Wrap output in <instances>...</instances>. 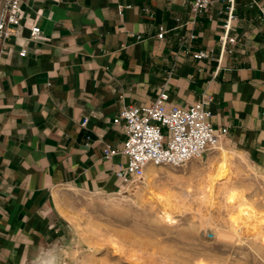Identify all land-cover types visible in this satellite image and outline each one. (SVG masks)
<instances>
[{"label": "crops", "instance_id": "0c3cea01", "mask_svg": "<svg viewBox=\"0 0 264 264\" xmlns=\"http://www.w3.org/2000/svg\"><path fill=\"white\" fill-rule=\"evenodd\" d=\"M191 1L23 0L0 41V264L56 263L75 239L59 201L117 190L114 119L162 91L168 106L208 99L220 143L264 172V0H236L223 47L225 1Z\"/></svg>", "mask_w": 264, "mask_h": 264}, {"label": "rangeland", "instance_id": "374dc122", "mask_svg": "<svg viewBox=\"0 0 264 264\" xmlns=\"http://www.w3.org/2000/svg\"><path fill=\"white\" fill-rule=\"evenodd\" d=\"M217 151L182 166H156L153 175L145 172L122 190L67 193L58 208L72 223L75 239L55 264H264V241L254 246L221 234L226 225L220 194L201 206L189 196L195 180L191 168L211 174L207 160ZM228 166L232 180L223 177L216 189L228 182L256 215L248 218L238 203L230 210L245 226L261 223L264 230V172L235 154Z\"/></svg>", "mask_w": 264, "mask_h": 264}, {"label": "built area", "instance_id": "2783aa9c", "mask_svg": "<svg viewBox=\"0 0 264 264\" xmlns=\"http://www.w3.org/2000/svg\"><path fill=\"white\" fill-rule=\"evenodd\" d=\"M226 3V21L224 33L220 36L223 46L228 41L234 42L228 36L235 20L236 0H223ZM23 0H1L0 3V41L13 35L23 17ZM211 0H192L190 5L197 13L206 9ZM41 30L33 26L31 37L35 39ZM160 28L159 38L163 36ZM193 37V36H191ZM24 53V50L22 51ZM197 58H207L205 51L195 53ZM168 93L160 92L153 103L143 106H123L114 119V123L123 122L126 140L122 149L107 147L105 158H111L117 153L125 156L126 162L115 170L119 181L118 190L141 179L147 165L182 166L193 159L202 158L207 152L219 147L220 139L227 133L226 127H215L211 122V111L207 107L208 99L203 98L188 106L167 105ZM86 119L83 121V125Z\"/></svg>", "mask_w": 264, "mask_h": 264}, {"label": "bare ground", "instance_id": "6f19581e", "mask_svg": "<svg viewBox=\"0 0 264 264\" xmlns=\"http://www.w3.org/2000/svg\"><path fill=\"white\" fill-rule=\"evenodd\" d=\"M231 154L240 156L238 153L225 148L223 145L219 146L217 153L209 156L207 160V169H213L211 174L205 173V171H196L191 168L190 176L195 180L193 193L189 194V196L191 195V199L201 206L207 202L210 204L212 196L220 194L222 196V201L219 207H222L225 212L224 225H226V229L221 232V234L228 240H238L239 242H246L254 246H259L264 241V230L260 227L261 223L260 225L251 224V227L245 226V224L240 222L237 216H235V212L229 208L233 204L238 203L241 207V211H243L248 218H253L256 213L251 210L252 205L247 203L243 196H238L239 194L236 192L235 188L230 189L228 182H225L223 186L217 187L218 189H216L217 183L223 177H227L228 181L232 180V177H230V166H228ZM155 171L156 166L152 164L147 165L145 170L147 176L153 175ZM164 200L168 201L169 199H163V201ZM163 219L168 222H170L171 219L169 213L165 210L163 211ZM197 264L204 263L199 262Z\"/></svg>", "mask_w": 264, "mask_h": 264}]
</instances>
